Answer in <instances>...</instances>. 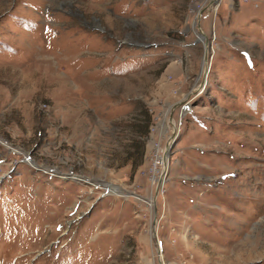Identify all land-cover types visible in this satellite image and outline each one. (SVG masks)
Wrapping results in <instances>:
<instances>
[{"label": "rangeland", "instance_id": "obj_1", "mask_svg": "<svg viewBox=\"0 0 264 264\" xmlns=\"http://www.w3.org/2000/svg\"><path fill=\"white\" fill-rule=\"evenodd\" d=\"M257 2L0 0V264H264Z\"/></svg>", "mask_w": 264, "mask_h": 264}, {"label": "water", "instance_id": "obj_2", "mask_svg": "<svg viewBox=\"0 0 264 264\" xmlns=\"http://www.w3.org/2000/svg\"><path fill=\"white\" fill-rule=\"evenodd\" d=\"M204 60H205V64H207V62H208V59H207V56L206 57H204ZM208 69H207V72H208V70H209V68H210V63H208ZM206 67V68H207ZM207 72H206V74H204V77H203V74H202V81H201V83H200V88L201 87H203L204 86V83L206 82L205 80H206V76H207ZM197 89V88H196ZM188 97V96H187ZM179 106H186L187 107V103H182V102H180L179 103ZM170 119H172V117L170 116ZM173 130V129H172ZM177 133L175 132V130H173V132H172V134L170 135V137H169V140H168V144H166V147H165V149H167L168 150V154L170 153V149H171V147L172 146H174L175 144H176V138H177V135H176ZM4 142V141H3ZM6 144V143H5ZM9 148H10V146H9ZM11 150V149H10ZM31 163L30 164H33V165H35V166H38V167H41V166H39V165H37L36 163H34V162H32V161H30ZM34 166V167H35ZM36 169H39V168H37V167H35ZM42 168V167H41ZM59 172V171H58ZM71 175H76V176H78V177H76V176H73V177H71V179H75V180H79V181H85L86 183L88 182V181H86L87 179H89V178H87V177H85V176H82V175H77V174H71ZM68 177H69V175H68ZM80 177H83V179H81ZM70 178V177H69ZM156 194H157V191H156V193H155V195L154 196H156ZM153 218H154V220H153V222H152V224H151V226H152V236H153V238L155 239V241H156V244H157V246H158V249L159 250H157V252H158V258H159V264H164L163 262H162V260L160 259V257H161V254H160V252H161V250H160V243H159V240H158V238H157V235H156V208H155V204H154V206H153Z\"/></svg>", "mask_w": 264, "mask_h": 264}, {"label": "bare ground", "instance_id": "obj_3", "mask_svg": "<svg viewBox=\"0 0 264 264\" xmlns=\"http://www.w3.org/2000/svg\"><path fill=\"white\" fill-rule=\"evenodd\" d=\"M200 32H201V35L204 37V34L202 33V31H200ZM207 53H208V49H206L205 57H206V56L208 57V54H207ZM206 65H207V64H205V60H204V67H205ZM206 67H207V66H206ZM207 69H208V68H206V69L204 70L203 74H206ZM207 73H208V72H207ZM203 77H204V76H203ZM206 77H207V76H206ZM200 89H201V88H199L198 90H200ZM201 90H202V89H201ZM170 120H172V119H170ZM173 130H175V132H176L175 127H174ZM3 141H4V140H3ZM4 142H5V141H4ZM168 143H169V142H168ZM168 143H167V144H168ZM167 154H168V150L165 149L163 160H164V162H165V160H166V165L168 164ZM165 167H166V166H165ZM167 168H168V167H167ZM162 169H163V171L161 172V175H160V176H163V177H164V174L166 173V170H167V169L165 170L164 167H162ZM160 182H161V183H164V182H163V179H160ZM160 182L157 183L156 190H157V189H160V185H161ZM153 197H154V204H155V203H156L155 201H156V198H157V197L154 196V195H153ZM144 201L147 202L149 205L151 204V202L149 203V200H148L147 198H146ZM154 204H153V206H154ZM150 206H152V204H151ZM152 208H153V207H152ZM152 229H153V228H152V226H151V234H152ZM155 243H156V241H155ZM156 246H157V244H156ZM157 250H159V249H158V246H157Z\"/></svg>", "mask_w": 264, "mask_h": 264}, {"label": "crops", "instance_id": "obj_4", "mask_svg": "<svg viewBox=\"0 0 264 264\" xmlns=\"http://www.w3.org/2000/svg\"><path fill=\"white\" fill-rule=\"evenodd\" d=\"M254 1V3H253V6L254 7H258V2H257V0H253ZM256 5V6H255Z\"/></svg>", "mask_w": 264, "mask_h": 264}, {"label": "built area", "instance_id": "obj_5", "mask_svg": "<svg viewBox=\"0 0 264 264\" xmlns=\"http://www.w3.org/2000/svg\"><path fill=\"white\" fill-rule=\"evenodd\" d=\"M256 6V5H255Z\"/></svg>", "mask_w": 264, "mask_h": 264}]
</instances>
